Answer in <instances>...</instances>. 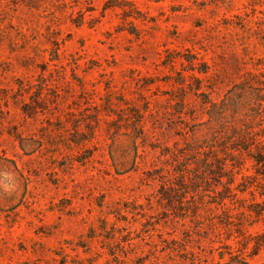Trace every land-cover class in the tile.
<instances>
[{
	"label": "rangeland",
	"instance_id": "obj_1",
	"mask_svg": "<svg viewBox=\"0 0 264 264\" xmlns=\"http://www.w3.org/2000/svg\"><path fill=\"white\" fill-rule=\"evenodd\" d=\"M0 264H264V0H0Z\"/></svg>",
	"mask_w": 264,
	"mask_h": 264
}]
</instances>
